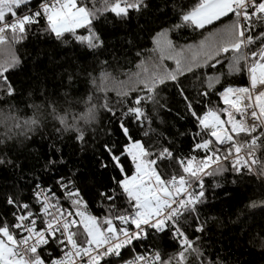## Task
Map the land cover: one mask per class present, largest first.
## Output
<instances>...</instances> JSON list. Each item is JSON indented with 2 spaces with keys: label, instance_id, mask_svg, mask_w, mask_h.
Segmentation results:
<instances>
[{
  "label": "snow or ice",
  "instance_id": "6c2138e0",
  "mask_svg": "<svg viewBox=\"0 0 264 264\" xmlns=\"http://www.w3.org/2000/svg\"><path fill=\"white\" fill-rule=\"evenodd\" d=\"M0 105V264L264 258V0H0Z\"/></svg>",
  "mask_w": 264,
  "mask_h": 264
},
{
  "label": "trees",
  "instance_id": "16d2710c",
  "mask_svg": "<svg viewBox=\"0 0 264 264\" xmlns=\"http://www.w3.org/2000/svg\"><path fill=\"white\" fill-rule=\"evenodd\" d=\"M136 31V21L134 20L131 26H125L123 30L118 33V35L122 36L125 33H134ZM28 51H31V45H29ZM46 51L49 53L54 52L53 48H48L46 46ZM21 52H24V49H21ZM22 78V77H21ZM108 91H111V88L107 85L101 84L99 80L96 81V87H93L91 89V95H92V104L93 107L96 108L97 110V119L94 123H99L100 119H102V111H101V106L103 102L105 101V95H101V93H107ZM68 100L71 101L72 108L69 109V112L71 113L72 111H75L76 106H82L84 105L85 101L79 96H72L68 97ZM114 99V98H113ZM109 103H112V100L108 101ZM65 107V102L61 101L57 104V108H63ZM0 111L9 113L10 116L11 114L14 116H18V118L24 120V116L17 110H12L9 112V109L7 106L0 105ZM46 125V130L49 133H52L55 127V121L52 119L51 114L49 112L48 107H43L42 111L36 113V123L33 124L31 122L28 123L27 128L25 133L20 132L22 128V125H20L17 128H13L10 132H6L7 135L5 136H0V140L6 139V138H11L13 140H16L18 143L23 144L24 143V138L29 136V135H36L38 131L40 130L41 125ZM73 125L69 124L68 128L72 129ZM1 131V129H0ZM12 132V133H11ZM38 139V137H37ZM39 148V144L33 146V150L35 151L36 149ZM66 151H71V149H66ZM34 163L33 160L29 159L27 162L26 167H31L32 164ZM9 179V174L3 172L0 170V181H5ZM226 247L224 248L225 252H232L235 253L236 255H239V252L236 251V242L235 241H225ZM227 245H231V247H227ZM171 250V249H168ZM247 258L252 261V264H264V258H262L259 254L257 253H251L247 256Z\"/></svg>",
  "mask_w": 264,
  "mask_h": 264
},
{
  "label": "rangeland",
  "instance_id": "374dc122",
  "mask_svg": "<svg viewBox=\"0 0 264 264\" xmlns=\"http://www.w3.org/2000/svg\"><path fill=\"white\" fill-rule=\"evenodd\" d=\"M20 125H22V128H19L21 129L20 132L25 133L28 123L22 121L18 116L12 114L10 116L9 113L0 111V136L7 135L6 132H10L13 128H17Z\"/></svg>",
  "mask_w": 264,
  "mask_h": 264
}]
</instances>
